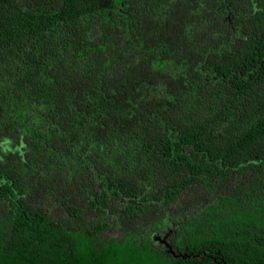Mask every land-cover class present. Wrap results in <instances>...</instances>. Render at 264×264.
<instances>
[{"label":"trees","instance_id":"16d2710c","mask_svg":"<svg viewBox=\"0 0 264 264\" xmlns=\"http://www.w3.org/2000/svg\"><path fill=\"white\" fill-rule=\"evenodd\" d=\"M0 264H264V0H0Z\"/></svg>","mask_w":264,"mask_h":264},{"label":"rangeland","instance_id":"374dc122","mask_svg":"<svg viewBox=\"0 0 264 264\" xmlns=\"http://www.w3.org/2000/svg\"><path fill=\"white\" fill-rule=\"evenodd\" d=\"M182 196L180 197L179 202L173 206L172 213H167L160 222L146 227L140 236L154 238L157 242H160L173 233L176 226L187 216L186 212H183L185 211L184 209L188 207L191 200L197 198V194L192 192L184 197ZM120 233V231L110 232V234H115L117 236L120 235Z\"/></svg>","mask_w":264,"mask_h":264},{"label":"water","instance_id":"95a60500","mask_svg":"<svg viewBox=\"0 0 264 264\" xmlns=\"http://www.w3.org/2000/svg\"><path fill=\"white\" fill-rule=\"evenodd\" d=\"M164 241V240H163ZM170 252H173L174 253V251H173V249L172 248H170Z\"/></svg>","mask_w":264,"mask_h":264}]
</instances>
